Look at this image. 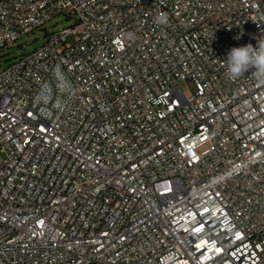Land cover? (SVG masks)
I'll use <instances>...</instances> for the list:
<instances>
[{
    "label": "built area",
    "instance_id": "1",
    "mask_svg": "<svg viewBox=\"0 0 264 264\" xmlns=\"http://www.w3.org/2000/svg\"><path fill=\"white\" fill-rule=\"evenodd\" d=\"M64 12L0 70V264H264V85L221 62L264 0H0V52Z\"/></svg>",
    "mask_w": 264,
    "mask_h": 264
},
{
    "label": "clouds",
    "instance_id": "2",
    "mask_svg": "<svg viewBox=\"0 0 264 264\" xmlns=\"http://www.w3.org/2000/svg\"><path fill=\"white\" fill-rule=\"evenodd\" d=\"M155 23L160 25H167L169 17L167 14L160 12L155 17ZM223 62L226 68V75L231 80H236L242 77L249 70L252 71L258 83L264 85V37L257 38L256 46L251 43L233 47L227 54ZM56 79L57 90L64 96L70 97L74 90L72 81L64 73L63 69H57L54 73ZM40 103L50 100L51 93L49 88H42L40 93ZM63 104V101H61Z\"/></svg>",
    "mask_w": 264,
    "mask_h": 264
},
{
    "label": "rangeland",
    "instance_id": "3",
    "mask_svg": "<svg viewBox=\"0 0 264 264\" xmlns=\"http://www.w3.org/2000/svg\"><path fill=\"white\" fill-rule=\"evenodd\" d=\"M76 17L73 14L64 12L56 15L48 20L40 28L33 30L31 33L23 35L16 40L10 47H7L0 52V70L7 68L11 65L19 56L31 52L40 46H42L48 34L59 32L62 29L72 27L75 23ZM74 36L70 35L66 38L67 43L73 41ZM180 89L186 96H189L193 89L191 83H181Z\"/></svg>",
    "mask_w": 264,
    "mask_h": 264
}]
</instances>
